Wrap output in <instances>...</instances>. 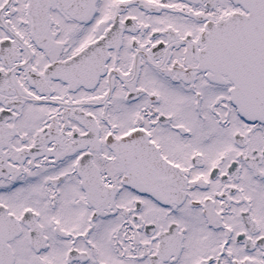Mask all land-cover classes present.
Returning a JSON list of instances; mask_svg holds the SVG:
<instances>
[{
  "label": "snow or ice",
  "instance_id": "obj_1",
  "mask_svg": "<svg viewBox=\"0 0 264 264\" xmlns=\"http://www.w3.org/2000/svg\"><path fill=\"white\" fill-rule=\"evenodd\" d=\"M0 264H264V0H0Z\"/></svg>",
  "mask_w": 264,
  "mask_h": 264
}]
</instances>
